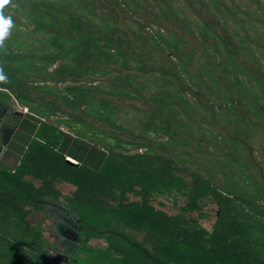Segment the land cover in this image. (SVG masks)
<instances>
[{"label": "trees", "instance_id": "obj_1", "mask_svg": "<svg viewBox=\"0 0 264 264\" xmlns=\"http://www.w3.org/2000/svg\"><path fill=\"white\" fill-rule=\"evenodd\" d=\"M13 3L0 127L31 119L14 166L0 139V264H264V0Z\"/></svg>", "mask_w": 264, "mask_h": 264}, {"label": "rangeland", "instance_id": "obj_2", "mask_svg": "<svg viewBox=\"0 0 264 264\" xmlns=\"http://www.w3.org/2000/svg\"><path fill=\"white\" fill-rule=\"evenodd\" d=\"M15 111H23L24 113L27 109H23L19 105H12ZM25 115V114H24ZM25 118H30L28 115L24 116ZM31 119V118H30ZM31 123L26 121L23 126L18 130L17 137H14L12 140L14 143V148L18 146H23V142L27 139L29 135ZM20 158V153L16 149L8 148L7 145L5 146L2 152V159L6 161L9 165L14 166ZM73 161L75 159L71 158ZM77 162V161H76ZM60 189L63 193H71L75 189V187L71 184L64 183L60 185ZM186 198L185 196L172 192V193H163L157 195L155 199V204L171 213H176L180 210L181 206L185 203ZM50 207V206H49ZM218 207L215 203L208 202L206 206L202 208V211H195L193 214L197 216L200 222L207 227L208 229H212L214 222L216 221ZM53 217L49 216L45 219L44 227L45 233L51 242L54 241V232H53ZM94 242V241H93Z\"/></svg>", "mask_w": 264, "mask_h": 264}, {"label": "water", "instance_id": "obj_3", "mask_svg": "<svg viewBox=\"0 0 264 264\" xmlns=\"http://www.w3.org/2000/svg\"><path fill=\"white\" fill-rule=\"evenodd\" d=\"M7 109L8 108L6 106L3 109H0V117L4 116V114L7 112ZM13 112L18 115V118H16V120L11 125L3 124L0 127V139H1V141H2L4 146H6L9 143L10 139L12 138L13 134L15 133V131H16L18 125H19L21 117H23L24 114H25L23 111L10 110L7 113V118H8V116L10 117ZM68 159L70 161H73L69 157H68ZM73 162H76V161H73ZM53 212L56 213L57 215H61V217L66 219L71 224V227L68 228L67 230H68V232H70V234H71V236L73 237L74 240L80 242L81 235L78 232V229H80V227H79V224H78L77 216L75 214H73L70 211L69 208H67L66 206L61 205V204H56V207L53 210ZM55 225H56V227H58L60 229L65 226V225H63L61 223H59L58 225L57 224H55ZM74 248H77V247H73V244H71V248L70 249L74 250Z\"/></svg>", "mask_w": 264, "mask_h": 264}, {"label": "clouds", "instance_id": "obj_4", "mask_svg": "<svg viewBox=\"0 0 264 264\" xmlns=\"http://www.w3.org/2000/svg\"><path fill=\"white\" fill-rule=\"evenodd\" d=\"M11 6L16 8L17 5L13 0H0V49L4 48L5 41L11 34V29L14 27V22L11 15L5 14V9ZM7 82V77L4 74L3 67L0 66V83Z\"/></svg>", "mask_w": 264, "mask_h": 264}]
</instances>
